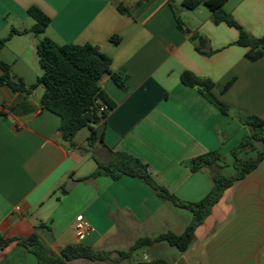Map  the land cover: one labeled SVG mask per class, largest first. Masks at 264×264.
<instances>
[{"label": "crops", "instance_id": "obj_1", "mask_svg": "<svg viewBox=\"0 0 264 264\" xmlns=\"http://www.w3.org/2000/svg\"><path fill=\"white\" fill-rule=\"evenodd\" d=\"M120 5L130 14L120 12ZM33 6L50 18L44 37L61 45L91 44L111 58V74L99 82L115 104L105 119L107 148L138 158L156 183L184 202L201 201L213 186L207 169L192 172V159L217 151L222 173L234 174L232 151L248 134L236 115L264 120V56L248 60L234 27L215 23L203 6L184 8L182 0H0V40L13 29L34 26L28 14ZM223 9L251 36H264V0H228ZM115 35L118 45L110 42ZM194 35L206 42H193ZM41 38L25 32L0 43V60L29 87L43 74ZM196 45L213 53L203 55ZM185 71L210 79L212 93L229 114L184 85ZM44 92L43 84L30 93L0 86L1 237L37 233L54 254L78 243L116 252L128 249L149 224L175 233L177 220L186 229L192 214L162 201L140 179L99 173L94 156L107 161L111 154L101 144L86 151L89 133L67 147L60 118L40 104ZM79 214L95 229L83 240L74 229ZM157 258L171 264H264V160L224 192L187 251L168 253L160 243L118 263L76 259L68 264H153ZM0 264L39 263L14 241L0 248Z\"/></svg>", "mask_w": 264, "mask_h": 264}, {"label": "trees", "instance_id": "obj_2", "mask_svg": "<svg viewBox=\"0 0 264 264\" xmlns=\"http://www.w3.org/2000/svg\"><path fill=\"white\" fill-rule=\"evenodd\" d=\"M227 1L182 0V6L188 10H195L203 6L213 14L215 23H226L234 27L238 31L236 44L247 48L245 57L248 60L257 61L264 56V36L259 38L251 36L230 14L226 13L223 6ZM119 11L130 14V10L122 5L119 6ZM28 14L34 19V26L24 31L13 29L9 37L13 34L25 32H34L37 35L45 32L50 24V18L35 6L28 9ZM176 21L178 27L182 28L181 21L177 16ZM9 37L1 39L0 43H4ZM120 40L117 35L110 38V42L114 45H118ZM192 41L202 45L206 42V39L194 35ZM196 49L206 56L213 53L212 51L203 52L199 45H196ZM37 51L43 74L36 85L29 87L21 79L14 77L10 68L0 60V86H7L15 92L30 93L37 85L43 84L45 92L40 104L44 110L60 118L61 138L67 147H76L77 144L74 140L76 135L80 130L87 128L89 135L85 147L86 151L91 152L96 145L101 144L111 154L107 161H101L94 156L99 173L114 180L123 175L140 179L162 201L170 202L177 208L188 210L192 214V220L181 234L167 231L155 236H141L128 249L116 252L96 249L78 243L65 245L60 248L58 254H54L37 233H33L28 237L4 238L0 236V248H5L15 241L19 246L33 254L39 264H68L76 259L118 263L122 260L131 259L138 249L152 247L160 243H166L171 247H175L179 252H185L194 239L195 230L221 200L224 192L244 179L264 160V120L257 116L237 114L238 122L247 128L248 134L232 151L234 174L226 176L222 173L221 163H223V158L217 151L192 159L189 163L192 172L207 169L213 178V186L201 201L195 203L184 202L156 183L147 165L138 158L124 152H113L104 144L105 119L109 111L115 107V104L102 90L99 82L105 74H111V58L91 44L61 45L48 37L39 40ZM112 78L118 85L123 86L116 75L112 74ZM181 82L196 89L223 114H229L228 106L212 93L214 83L210 79H203L185 71L181 74ZM230 84H226L222 91L227 90ZM101 103L106 104L109 110L100 112ZM258 147H261V149ZM250 153H253L254 156H249ZM152 263L171 264L163 258H157Z\"/></svg>", "mask_w": 264, "mask_h": 264}, {"label": "rangeland", "instance_id": "obj_3", "mask_svg": "<svg viewBox=\"0 0 264 264\" xmlns=\"http://www.w3.org/2000/svg\"><path fill=\"white\" fill-rule=\"evenodd\" d=\"M45 35H46V33H42V34H40V37H44ZM88 133H89V130L87 128H84V129L80 130L78 132L77 136H76V140L77 141L83 140L84 137ZM173 229H175L174 231H176L175 233H177V234H179L180 232L183 231L182 225L177 220H174ZM163 232H165L164 231V228L160 227V224H154V226L151 225V224H149L145 228H143V230H141L140 232H138L136 234V237H138V236H144V235H146V236H153V235H157V234L163 233ZM163 244H165L168 253L176 254V253L179 252L175 247H171V246H169L166 243H163ZM146 249L147 248L136 250L135 253H134V256L135 257L141 256L142 253L144 252V250H146Z\"/></svg>", "mask_w": 264, "mask_h": 264}, {"label": "built area", "instance_id": "obj_4", "mask_svg": "<svg viewBox=\"0 0 264 264\" xmlns=\"http://www.w3.org/2000/svg\"><path fill=\"white\" fill-rule=\"evenodd\" d=\"M108 110H109V107L106 104L101 103L99 111L105 112ZM17 210H19V208H17ZM74 229H75V232H76L79 240L85 239V237L88 234L95 231V229L92 226V224L90 223V221L83 214H79L75 217Z\"/></svg>", "mask_w": 264, "mask_h": 264}]
</instances>
